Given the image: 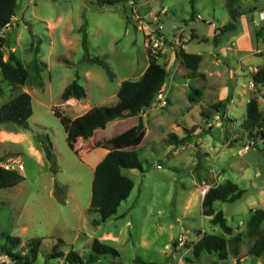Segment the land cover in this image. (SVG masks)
<instances>
[{
    "label": "rangeland",
    "instance_id": "obj_1",
    "mask_svg": "<svg viewBox=\"0 0 264 264\" xmlns=\"http://www.w3.org/2000/svg\"><path fill=\"white\" fill-rule=\"evenodd\" d=\"M134 3L125 0L101 6L96 0H17L12 22L0 31L5 37L4 59L14 51L29 70L28 81L14 85L4 79L0 68V105L21 92L30 93L33 103L28 126L0 123V165L9 164L25 177L20 184L0 191V250L9 244V237H19L16 251L22 254L30 253L38 243L32 264H72L66 258L71 250L80 255L83 264H135L136 257L153 264H237L232 243L227 260L206 252L200 258L193 254L201 230L224 235L203 214L200 189L232 180L243 189V195L234 202L217 201L215 208L224 212L233 233L241 234L240 257L251 252L256 237L248 234L247 221L253 210L264 209V138L257 129L250 135L242 124L252 96L258 98L264 112V84L250 86L253 68L264 65V36H256V30L264 27L259 18L264 0H235V19L226 0H195L194 6L191 0ZM229 24L234 27L221 33ZM83 26L90 56L104 59L113 78L103 66L86 59ZM155 30L167 41L166 56L160 54L159 62L168 71L162 92L173 103L167 98L161 107L162 101L156 99L145 109L149 112L143 116L148 132L142 138L136 133L139 117L131 116L109 122L90 140L67 142L64 125L54 110L75 118L94 106L117 104L122 81L136 80L145 71L149 39L157 36ZM193 32L198 38L192 37ZM177 38L187 40L188 51L202 55L200 77L171 76L174 68H180L179 46L176 51L172 47ZM246 39L263 53L241 51ZM38 41L37 57L45 64L40 74L42 86L30 66ZM241 55L244 59L239 61ZM241 62L252 71L245 74ZM75 79L87 95L64 101L61 95ZM194 87L201 93L191 101ZM219 99L226 100L221 112L212 108ZM190 128L194 135L188 143L171 144L172 132L184 137ZM48 140L53 143L57 173L43 150ZM103 148L135 149L142 169H123L134 188L119 206L120 216L94 225L97 215L89 212V206L94 169ZM56 183L64 188L62 194L56 191ZM95 238L119 254L99 255L89 261L96 255L92 250ZM59 252L63 255L50 257ZM263 258L249 255L241 264H256Z\"/></svg>",
    "mask_w": 264,
    "mask_h": 264
},
{
    "label": "trees",
    "instance_id": "obj_2",
    "mask_svg": "<svg viewBox=\"0 0 264 264\" xmlns=\"http://www.w3.org/2000/svg\"><path fill=\"white\" fill-rule=\"evenodd\" d=\"M101 6H111L125 0H96ZM194 6L195 0H191ZM226 5L229 9L232 19L236 18L235 0H226ZM17 8V0H0V31L5 29L13 20ZM234 24H229L221 28L220 32H224L226 28H233ZM83 32V46L86 49V59L93 63H98L103 66L111 78L114 73L104 59L92 57L88 52V38L84 26L81 28ZM264 27L256 30V35L260 37L263 34ZM193 38H198L195 32L192 33ZM215 40H217L215 38ZM5 37L0 35V68L5 80L14 85H24L29 79V70L25 64L17 58L14 51L11 52L8 59L3 57V47ZM39 44L33 46L35 58L30 66L35 72L39 85H43L41 80V71L45 64L40 62L37 54L39 52ZM163 54V53H162ZM177 58L190 71L196 72L202 61V55L198 53L187 52L184 48L179 47L176 52ZM168 71L164 65L159 62V55L153 54L151 51L148 55V65L136 80H123L118 91L119 102L114 105L94 106L84 114L72 118L63 114L60 110H54L55 114L60 118L66 131L67 142H72L77 138H89L93 136L95 130L106 128L107 124L116 119L128 118L131 116L140 115L143 110L151 107L158 94L163 91L166 83ZM251 78L254 85L262 86L264 84V65L259 66L256 71L251 73ZM199 88H192L189 94L191 101H195V95H199ZM87 95L85 88L77 79L68 84L61 98L64 101L70 99L81 100ZM212 108L217 112L226 109V100H222L212 105ZM246 118L243 121L242 128L253 135L257 129L264 138V112L260 108L259 100L256 96H252L247 102ZM33 114L32 96L28 92H21L13 97L10 101L0 105V123L14 122L20 126H28V120ZM202 114L207 112L202 111ZM188 134L184 137H179L178 134L172 132L169 135V141L176 146H183L188 143L194 135V129H187ZM136 133L139 137L144 136V122L140 118L136 128ZM135 133V134H136ZM138 138V137H137ZM132 139V138H131ZM131 139L128 144L131 143ZM126 142V143H127ZM137 143V142H136ZM43 150L46 158L52 162V170L57 173L58 168L55 161V152L53 143L48 140L43 143ZM142 169L137 151L130 148H109L106 156L97 164L94 169V177L92 181V195L89 206V212L96 214L97 217L93 220L94 225H100L110 219L119 217L118 208L121 203L126 200L134 188L133 180L123 173V169ZM25 179L24 175L17 169H6L0 165V191L3 188H11L20 184ZM56 191L63 193L64 188L56 183ZM243 189L232 180L215 184L209 188L203 197L202 212L205 216L211 217V222L218 225L224 232V235H216L201 230L202 236L194 243L193 254L200 258L202 253L216 254L220 260H227L229 257V243L233 244V254L238 256L241 234H234L233 227L228 223V219L222 210L215 208V203L234 202L241 198ZM248 234L255 236V243L251 249V254L264 256V209L258 208L252 211L249 220L247 221ZM226 235H230L227 238ZM19 237H9L8 245L2 247L1 251H7L14 257L21 259L27 264H32L37 255L38 243L34 244L30 253L22 254L16 251V246ZM176 242V241H175ZM31 246V245H30ZM92 250L96 254L91 256L89 261H94L96 256L113 254L118 255L119 251L109 245L102 243L98 238H95L92 243ZM63 253H51L50 257H60ZM66 258L72 264H83L80 255L71 250L66 255ZM133 262L135 264H153L144 260L142 257H136ZM240 264V263H238Z\"/></svg>",
    "mask_w": 264,
    "mask_h": 264
},
{
    "label": "crops",
    "instance_id": "obj_3",
    "mask_svg": "<svg viewBox=\"0 0 264 264\" xmlns=\"http://www.w3.org/2000/svg\"><path fill=\"white\" fill-rule=\"evenodd\" d=\"M264 10V9H263ZM200 17V16H199ZM14 18V17H13ZM259 18H260V16H259ZM263 23V22H262ZM264 24V23H263ZM257 25H259V24H257ZM261 26V25H260ZM262 27V26H261ZM6 29V28H5ZM257 36V35H256ZM264 36V31H263V34L260 36V37H263ZM258 37V36H257ZM181 39H183V42H181L180 43V45H177V44H175V46L173 45L172 47L175 49V51H176V49H177V47L179 46V47H182V48H184L187 52H191V53H194V52H192V51H188L187 49H186V47H185V42L184 41H187L185 38H181ZM243 47L241 48V51H244V52H246V53H253V54H262L263 52L259 49V48H256V50H254L252 47H251V45H250V41L248 40V39H246V40H244L243 42ZM178 47V48H179ZM224 49V48H223ZM222 49V50H223ZM166 52L167 51H165V53H163L162 54V56L163 57H165L166 56ZM243 56L244 55H241L240 56V58H239V61L240 60H243L244 58H243ZM246 56V55H245ZM178 61H179V66H180V68H179V70L178 71H176L175 70V68L173 69V71H172V74H171V76L174 78V79H177V78H186V77H188L189 79H191V78H198V77H200V75H203V73L201 74L200 72H198V70L196 71V72H192V71H190L189 69H187L182 63H181V61L178 59ZM202 62V61H201ZM200 67V66H199ZM241 68L242 69H244V73L246 74H248V73H250L251 71H252V69L251 68H248L247 67V65L245 64V63H242L241 62ZM255 69H257V67H254L253 68V70H255ZM161 94H162V96H163V100H162V103H161V107H163L164 106V101L168 98V99H170L171 100V104L173 103V98H171L170 96H166L163 92H161ZM157 100H159V98H158V96H157V98H156ZM156 101V100H155ZM220 101H222V99H219V100H217L216 102H214V103H217V102H220ZM155 103V102H154ZM214 103H212V104H214ZM171 104H169V105H171ZM154 105V104H153ZM152 105V106H153ZM151 106V107H152ZM150 108V107H149ZM146 114H148L149 115V112H146V110H143L142 112H141V114L140 115H137L139 118V120H140V118H142V120H143V122H144V118H143V116H145ZM107 127V126H106ZM153 127H155V125H153ZM98 130V129H97ZM97 130H95V132H94V134H93V136H91V137H89V138H87V140H90L91 138H93L94 137V135H95V133H96V131ZM144 135H146L147 136V132H148V129H147V125L145 124V122H144ZM145 138V137H144ZM197 150H198V148H197ZM108 151H109V148H103L102 150H101V152H100V155H101V160L106 156V154L108 153ZM204 151H206V152H208L207 150H204ZM209 153V152H208ZM208 157V156H207ZM100 160V161H101ZM223 169V168H222ZM221 169V170H222ZM220 170V169H219ZM223 171H224V169H223ZM206 181V180H205ZM219 183H222V182H219ZM200 189V188H199ZM200 193H201V189H200ZM203 197L204 196H202L201 195V200L203 201ZM210 219H211V217H210ZM203 231V233L205 232L204 230H202ZM202 233V234H203ZM202 234H199V239H200V237L202 236ZM231 237V236H230ZM249 255H255V254H251V252L250 253H248L247 255H245V256H242V257H240V253L238 254V256H236V258H237V264L238 263H242V262H245V260L247 259V256H249ZM257 256V255H256ZM257 257H259V258H261L262 256H257ZM264 257V256H263ZM256 264H264V258H263V260L262 261H260V260H258V262H256Z\"/></svg>",
    "mask_w": 264,
    "mask_h": 264
},
{
    "label": "built area",
    "instance_id": "obj_4",
    "mask_svg": "<svg viewBox=\"0 0 264 264\" xmlns=\"http://www.w3.org/2000/svg\"><path fill=\"white\" fill-rule=\"evenodd\" d=\"M134 2H135V0H130V3L132 5L135 4ZM259 16H260V20L264 23V10H260ZM155 33L157 34V36L150 37L149 45L151 48V52L153 54L160 55L162 53H165V51L168 50L167 41H166V38L164 37V35L159 30H155ZM181 42H182L181 39L177 38L175 44L180 45ZM256 70L257 69H255L254 71H256ZM250 86L251 87L254 86V81L252 78L250 80ZM158 98H159L160 102L163 100V96L161 93L158 94ZM164 103H165V101H164ZM249 147H250V145L248 144L244 147V149L247 150ZM2 166H4L6 169H13V167H11L9 164H5ZM19 168L23 169V165L20 164ZM211 186H213V185L204 186L202 188V191H201L202 194L205 195ZM178 241H179L178 246L181 247L183 245V239L181 237H179ZM0 264H27V263H25L24 261H22L19 258L14 257L11 253H9L7 251H1L0 250Z\"/></svg>",
    "mask_w": 264,
    "mask_h": 264
},
{
    "label": "water",
    "instance_id": "obj_5",
    "mask_svg": "<svg viewBox=\"0 0 264 264\" xmlns=\"http://www.w3.org/2000/svg\"><path fill=\"white\" fill-rule=\"evenodd\" d=\"M179 227L177 226V228H176V232H175V240L178 238V236H179Z\"/></svg>",
    "mask_w": 264,
    "mask_h": 264
}]
</instances>
